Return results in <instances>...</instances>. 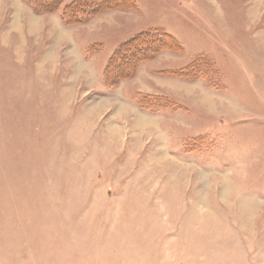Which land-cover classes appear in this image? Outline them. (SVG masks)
I'll list each match as a JSON object with an SVG mask.
<instances>
[{"label":"rangeland","instance_id":"374dc122","mask_svg":"<svg viewBox=\"0 0 264 264\" xmlns=\"http://www.w3.org/2000/svg\"><path fill=\"white\" fill-rule=\"evenodd\" d=\"M130 1L0 0V264H264V0Z\"/></svg>","mask_w":264,"mask_h":264},{"label":"trees","instance_id":"16d2710c","mask_svg":"<svg viewBox=\"0 0 264 264\" xmlns=\"http://www.w3.org/2000/svg\"><path fill=\"white\" fill-rule=\"evenodd\" d=\"M37 12H45L62 6L61 18L65 24L80 23L95 11L109 6H129L130 0H28ZM174 39L157 29L140 33L121 44L110 57L105 73L111 69L119 77L121 69L131 72L140 62L150 59L164 49H175ZM136 65V66H135ZM195 66H186L182 76L195 73Z\"/></svg>","mask_w":264,"mask_h":264}]
</instances>
